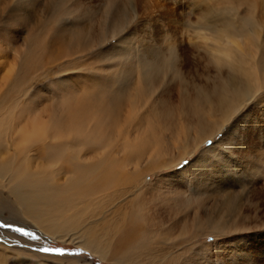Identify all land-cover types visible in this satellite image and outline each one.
<instances>
[{"label":"rangeland","instance_id":"1","mask_svg":"<svg viewBox=\"0 0 264 264\" xmlns=\"http://www.w3.org/2000/svg\"><path fill=\"white\" fill-rule=\"evenodd\" d=\"M16 1L0 0V108L13 106L20 122L24 123L26 113H32V109L50 113L53 107L60 106L64 96L78 95L81 81L94 89L92 81L114 73L117 63L122 67L119 54L124 50L123 37L130 40L134 37L138 48L141 43L152 45V59L166 64L148 85L149 105L145 109L152 115V123L162 125L159 129L168 135L164 148L156 153L158 147L151 145L145 158L125 168L120 184L108 192L110 197L107 194L99 199L104 204L98 209L104 210L88 226L92 222L101 224L104 219L122 222L126 218L133 237L149 242L147 248L132 252L130 264H264V0H135L128 10L130 20L122 34L105 27L110 20L105 11L111 0H71L70 4L77 1L81 9L90 13L84 22L95 24L94 38L101 32L105 34L104 44L95 43L90 54L74 55L81 57L78 60L58 58L42 71H33L32 78L18 94L14 84L22 54L30 40L39 36L55 17L57 1L23 0L18 2L21 6ZM18 5L21 9L16 11ZM221 13L235 25L234 31L248 52V67H257L254 69L259 71L260 90L217 136L200 143L202 130L216 128L223 114L208 116L200 124L197 113L215 107L213 101L224 87H230L229 80L237 66L221 65L211 55L218 43L211 34L213 30L205 27V18L209 22L218 21ZM63 18L62 23L53 27V43L61 35L69 36L63 32L66 25L68 28L80 25L70 16ZM218 26L226 29L224 21H218ZM201 33L207 38L203 39ZM245 33L260 34L252 43ZM171 50L177 56L174 68L169 63ZM71 63L86 66L71 69ZM238 122V129L232 131V125ZM183 130L187 131L185 139H175L182 137ZM230 130L237 140L228 135ZM16 146L15 141L7 150L14 154ZM194 147L197 148L192 153ZM209 149L213 151L204 154ZM153 153L156 155L152 156ZM90 154L93 156L89 152L84 160L96 161ZM39 156L34 158L33 172L39 163L50 162ZM1 157L10 159L6 152ZM11 159L23 161L20 157ZM60 166L66 172L59 173L56 179L58 184H65L71 177L68 172L71 165L62 162ZM129 176L132 184L125 180ZM15 182L9 172L0 184L2 197L10 203L0 211V224L12 225L0 227V264H121L118 259L123 251L116 255L109 251L103 259L79 247V240L72 235L61 239L44 233L33 219L20 213L11 191ZM97 201H93L96 208L100 205ZM17 227L39 239L15 231ZM117 236L113 242L119 240ZM41 248H63L72 254L42 252Z\"/></svg>","mask_w":264,"mask_h":264},{"label":"bare ground","instance_id":"2","mask_svg":"<svg viewBox=\"0 0 264 264\" xmlns=\"http://www.w3.org/2000/svg\"><path fill=\"white\" fill-rule=\"evenodd\" d=\"M20 1L23 0H17L16 3ZM56 1L57 3L54 4L55 17L48 21L39 36L30 40L29 47L22 54L14 84L15 93L24 90V85L32 78L33 71H42L46 64L55 62L58 58L78 60L81 57L73 56L90 54L95 43L98 46L104 44L105 34L101 32L98 37H93L95 24L89 25L87 21L84 22L90 13L81 9L79 2L72 1L73 3L70 4L71 0ZM134 2L135 0H111L108 7L106 6L105 17L110 20L105 27L107 25L109 30L122 34L130 20L128 10ZM19 5L16 11L21 9ZM67 16L72 17L74 23L78 21L79 27L76 28L73 25L72 28H68L66 25L63 32H68L69 36L62 37L61 35L53 40L55 41L53 43L51 41V37L55 35L53 27L62 23L65 19L63 17ZM218 16H220L218 21H224L226 29H221L217 20L209 22L208 18H205V27L213 30L211 34L218 43V47L213 50L215 54L211 55L221 65L235 63L237 66H234L235 75L229 80L230 87H224L217 99L213 101L215 107L206 112L201 109L197 113L200 124L204 123L208 116H215L219 112L223 114L216 128L209 131L202 130L204 136L200 143H205L217 136L260 90L259 71L254 69L257 67H251L250 62V67H248L246 63L248 52L245 51L244 45L234 31L236 29L234 23L229 22L222 13ZM246 24L249 25L250 22ZM101 26L104 25L101 23ZM219 32L221 36L218 35ZM259 34L255 33L252 36L251 33H247L246 35L253 43L255 37L259 38ZM49 37L50 41H47ZM201 37L207 38L205 34ZM133 39L135 38L131 40L126 37L122 38L124 50L119 54L122 67H119L117 63L118 68L114 69V73H110L106 78L92 81L94 89L91 85L88 87L87 82L81 81L80 94L74 96L71 94L72 97L64 96L59 101L60 106L53 107V111L50 108V113L47 111L37 113L32 109V113H26L28 116L23 123L17 120L19 117L15 116L13 106H1L0 108V184L6 173L11 172V178H16L15 183L17 184L12 185L11 191L20 207V213L26 215L28 219H33V223L48 236L64 239L72 235L79 240V247L103 259L109 251L115 252V255L123 251L121 258L118 259L121 264H128L127 262L130 264V256L136 248L137 250L147 248L149 242L143 241L147 239L141 240L142 244L141 241H137L129 229V222L127 223L126 218L122 222H115L111 218V220L104 219L101 224H92V222L88 226V223L103 212L104 209H98L104 204L99 199L107 196L116 184L117 186L120 184L125 168L145 158L149 154L151 145L158 147L157 150L155 149L156 153L162 152L164 143H166L165 138L168 136H165V132L159 129L162 125L157 127L159 123L157 126L155 122L152 123V115L145 110L149 105L146 99L148 85L161 69L166 67V64H162V60L160 62L152 59L151 54L154 53L150 52L152 45L141 43L138 48L134 45ZM128 43L129 46H127ZM55 45L59 47L53 49L52 46ZM160 53L162 52H158ZM170 54L169 63L172 67L176 66L177 56L172 50ZM239 55L242 56L241 59L238 58ZM82 65L86 66L85 63ZM82 65L72 64L69 67L73 69ZM86 71L89 69L87 68ZM239 123L232 125V131L238 129ZM232 131L230 130L228 135L236 139ZM186 135L187 131L183 130L182 137L177 136L175 139L184 140ZM10 136L13 138L11 142L10 140L8 142ZM15 141L17 149L14 154H11L7 149ZM196 148H192L191 152L193 153ZM43 149H45L44 152ZM212 151L213 149H209L204 154ZM4 152L10 159L2 160L6 158L1 157V153ZM89 152L93 154V156L90 155L96 161L86 162L87 160H84ZM38 155L40 158H47L50 162L43 165L39 163L36 171L33 172L34 158H38ZM153 155L156 154L153 153ZM19 157L22 158V162H14L11 159ZM62 162L71 165L68 170L71 177L65 184H58L56 178L60 176L59 173L66 172L60 166ZM147 176L148 174L145 178ZM125 180L133 183L131 176ZM97 199L100 205L96 208L93 201ZM9 204L0 191V211ZM115 236L119 237V240L113 242ZM140 245L142 249L138 247Z\"/></svg>","mask_w":264,"mask_h":264},{"label":"snow or ice","instance_id":"3","mask_svg":"<svg viewBox=\"0 0 264 264\" xmlns=\"http://www.w3.org/2000/svg\"><path fill=\"white\" fill-rule=\"evenodd\" d=\"M0 227L11 228L12 225L11 224H0ZM15 231L20 232V233H22L25 236L32 237L33 239H39L38 236H35L32 232L25 231L23 228L17 227V228H15ZM40 251H42V252H52V253H56V254H59V255L72 254V253H67L65 251V249H63V248H52V249L41 248Z\"/></svg>","mask_w":264,"mask_h":264}]
</instances>
